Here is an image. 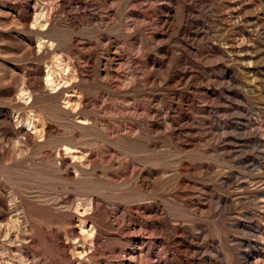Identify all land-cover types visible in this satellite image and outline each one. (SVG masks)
<instances>
[{
  "label": "rangeland",
  "instance_id": "1",
  "mask_svg": "<svg viewBox=\"0 0 264 264\" xmlns=\"http://www.w3.org/2000/svg\"><path fill=\"white\" fill-rule=\"evenodd\" d=\"M0 264H264V0H0Z\"/></svg>",
  "mask_w": 264,
  "mask_h": 264
},
{
  "label": "bare ground",
  "instance_id": "2",
  "mask_svg": "<svg viewBox=\"0 0 264 264\" xmlns=\"http://www.w3.org/2000/svg\"><path fill=\"white\" fill-rule=\"evenodd\" d=\"M45 74H46L45 75L46 76L45 83H46L47 87H49L50 90L55 89L58 86L57 80L52 76V74L49 71H47ZM62 80H63V78H62Z\"/></svg>",
  "mask_w": 264,
  "mask_h": 264
}]
</instances>
